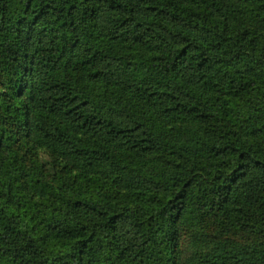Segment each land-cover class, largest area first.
I'll use <instances>...</instances> for the list:
<instances>
[{"label": "trees", "instance_id": "1", "mask_svg": "<svg viewBox=\"0 0 264 264\" xmlns=\"http://www.w3.org/2000/svg\"><path fill=\"white\" fill-rule=\"evenodd\" d=\"M116 46L140 51L151 69L138 72ZM67 54L86 80L126 92L161 129L190 123L214 134L178 149L143 116L98 104L62 78ZM0 57L29 142L123 195L111 203L40 187L52 211L42 222L0 181V264H151L163 231L171 264H264L257 245L178 250L194 202L264 218V0L243 9L229 0H0ZM241 98L253 106L246 134L233 113ZM159 157L178 166L173 178L141 174L131 160Z\"/></svg>", "mask_w": 264, "mask_h": 264}, {"label": "rangeland", "instance_id": "2", "mask_svg": "<svg viewBox=\"0 0 264 264\" xmlns=\"http://www.w3.org/2000/svg\"><path fill=\"white\" fill-rule=\"evenodd\" d=\"M236 7L243 9L245 0H229ZM90 42H94L101 47L110 45L107 41L92 37ZM126 60L138 66V72L143 73L146 69H151L147 57L140 51L133 49H121L115 47ZM59 75L75 84L83 86L87 95L98 104H107L112 107H121L136 115L143 116L153 130L161 132L167 142L178 147H188L192 138L202 139L203 136L213 135L211 126H196L190 123H180L167 126L161 129L153 117L143 112L136 104L135 100L126 92L96 84L86 80L79 66L70 55H66L58 67ZM10 70L3 64L0 57V181L7 183L11 187L14 195L20 198V203L26 206L42 219L46 218L50 209L44 208L45 203H49L48 195L38 194V188L54 186L62 190L67 196L85 195L95 200L108 202H119L123 195L111 192L100 182L94 179H81L70 171L66 165L53 158L47 151L32 145L22 127L23 110L16 98L13 82L9 78ZM24 95L26 92L24 91ZM253 106L246 105L244 98L236 101L234 115L240 114L244 117L241 121V129L244 134L248 131V121ZM246 117H245V116ZM228 118V117H227ZM245 121V122H244ZM134 167L139 173L156 179H171L177 173L178 166L162 158H132ZM192 206L183 220L179 223V247L178 250L187 254H204L213 249L219 251H232L239 247L257 245L258 251L264 252V218L260 215L250 214L244 217H228L216 213L215 211L202 209L200 204ZM201 208V209H200ZM28 209V210H29ZM30 211V210H29ZM235 221V222H234ZM250 222L254 226H260L261 231L251 232L242 228L241 222ZM263 222V223H262ZM168 236L163 232L155 235L152 247L153 254L150 255L151 264H171L170 253L168 251ZM259 246H262L259 250ZM104 264H121L115 258L106 259Z\"/></svg>", "mask_w": 264, "mask_h": 264}]
</instances>
